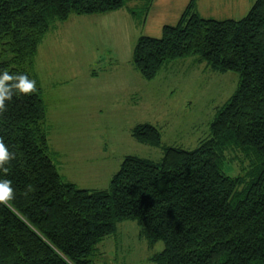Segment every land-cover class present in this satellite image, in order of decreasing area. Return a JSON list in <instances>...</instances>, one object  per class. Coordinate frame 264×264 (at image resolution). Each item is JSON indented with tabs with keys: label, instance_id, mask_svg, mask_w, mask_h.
Wrapping results in <instances>:
<instances>
[{
	"label": "trees",
	"instance_id": "16d2710c",
	"mask_svg": "<svg viewBox=\"0 0 264 264\" xmlns=\"http://www.w3.org/2000/svg\"><path fill=\"white\" fill-rule=\"evenodd\" d=\"M151 1L0 0V75L13 77L0 109V141L10 154L0 181L13 188L0 202V264H95L98 242L126 220L150 243H164L157 264H264V0L239 20L203 17L191 0L161 37L137 40L133 62L144 79L191 55L207 69L240 75L196 149L165 146L158 164L126 156L101 190L65 182L47 152L45 105L33 78L44 33L72 14L125 7L145 20ZM20 75L34 82L30 92L16 87ZM133 133L161 145L153 125ZM228 159L244 164L239 173L227 170Z\"/></svg>",
	"mask_w": 264,
	"mask_h": 264
},
{
	"label": "rangeland",
	"instance_id": "374dc122",
	"mask_svg": "<svg viewBox=\"0 0 264 264\" xmlns=\"http://www.w3.org/2000/svg\"><path fill=\"white\" fill-rule=\"evenodd\" d=\"M185 1L159 0L145 21L133 18L126 7L72 14L44 33L33 78L45 105L47 152L65 182L83 189H107L126 156L158 164L165 146L194 150L209 136L218 110L238 89V73L207 69L191 55L165 63L147 80L133 62L138 38L161 37L163 25L177 22ZM255 1L198 0V9L206 18L239 20ZM143 4L144 0L128 3ZM141 124L160 131L161 145L135 137L133 129ZM227 161L233 175L244 165ZM163 248L162 241L150 243L141 235L136 221L126 220L98 242L94 262L157 264L155 258Z\"/></svg>",
	"mask_w": 264,
	"mask_h": 264
},
{
	"label": "clouds",
	"instance_id": "9594fccd",
	"mask_svg": "<svg viewBox=\"0 0 264 264\" xmlns=\"http://www.w3.org/2000/svg\"><path fill=\"white\" fill-rule=\"evenodd\" d=\"M13 79L8 73L0 75V109H3L5 105V100L11 98V93L8 90L6 81ZM20 92H30L34 87V82L29 81L26 76H19V83L16 85ZM10 158L8 149L5 147L4 143L0 141V165ZM13 197V188L11 187V182L8 180L0 181V202H7Z\"/></svg>",
	"mask_w": 264,
	"mask_h": 264
},
{
	"label": "crops",
	"instance_id": "0c3cea01",
	"mask_svg": "<svg viewBox=\"0 0 264 264\" xmlns=\"http://www.w3.org/2000/svg\"><path fill=\"white\" fill-rule=\"evenodd\" d=\"M191 0H186L185 1V3H184V5H183V7L181 6V8H179L178 9V11H177V14H176V16H177V22L176 23H178V21H179V19L181 18V16H182V13L184 12V10L186 9V7L188 6V4H189V2H190ZM146 2V0H144V3ZM158 2H159V0H152L151 1V6H150V8H149V12L151 11V9L153 8V7H155L157 4H158ZM195 3H196V10L198 11V13L200 14V11H199V2H198V0H195ZM129 7H131V6H129ZM133 7V6H132ZM126 10L130 13V11H129V8L128 7H126ZM149 12H148V14H149ZM180 12V13H179ZM131 14V13H130ZM148 14H147V16H148ZM201 15V14H200ZM131 16L133 17V18H135L132 14H131ZM147 16H146V18H147ZM202 16V15H201ZM146 18H145V20H146ZM136 19V18H135ZM138 21H139V19H137ZM145 20H143V21H145ZM175 23V24H176ZM166 24H170V23H166ZM166 24H164V25H166ZM163 25V26H164ZM148 36H150V35H148ZM139 39V38H138ZM133 52H134V50H133Z\"/></svg>",
	"mask_w": 264,
	"mask_h": 264
}]
</instances>
